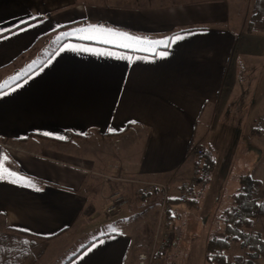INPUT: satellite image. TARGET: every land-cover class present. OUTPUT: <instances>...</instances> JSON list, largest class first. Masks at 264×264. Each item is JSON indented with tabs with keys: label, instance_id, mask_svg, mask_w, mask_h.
<instances>
[{
	"label": "crops",
	"instance_id": "0c3cea01",
	"mask_svg": "<svg viewBox=\"0 0 264 264\" xmlns=\"http://www.w3.org/2000/svg\"><path fill=\"white\" fill-rule=\"evenodd\" d=\"M253 2L0 0V157L25 178L0 179V242L28 239L55 259L98 231L60 264H136L161 216L159 192L145 185L167 183L173 246L204 233V259L209 233L225 236L217 216L232 206L241 176L259 180L264 202L256 150L264 110L250 94L263 82L264 28L247 29ZM177 33L190 34L168 47L148 43ZM61 45L80 50L41 67ZM251 117L259 119L245 142ZM82 142L96 149L77 153ZM195 145L212 150L214 166L203 187L183 195L203 165ZM227 163L224 175L218 166ZM114 191L128 203L106 214ZM255 213L238 230L262 243L229 239L227 260L264 264V215Z\"/></svg>",
	"mask_w": 264,
	"mask_h": 264
},
{
	"label": "rangeland",
	"instance_id": "374dc122",
	"mask_svg": "<svg viewBox=\"0 0 264 264\" xmlns=\"http://www.w3.org/2000/svg\"><path fill=\"white\" fill-rule=\"evenodd\" d=\"M257 27L264 28V15L260 18V21L256 23ZM255 25V26H256ZM254 26V27H255ZM45 52L44 54H46ZM264 62V60H263ZM262 83L257 87L256 93L254 92V89L256 87H253L250 94L252 95V101H256L257 105L261 107V110H264V77L262 79ZM249 88V87H247ZM262 89V92H261ZM259 90V91H258ZM260 107L258 109H260ZM255 118V119H254ZM259 117H251L249 120V124L247 125V131L245 130V133L243 135V141L247 142L248 140V134L250 133L251 126L255 127L254 122H258ZM252 121V122H251ZM250 124H252L250 126ZM256 124V123H255ZM263 128V126H262ZM221 136L227 137V135H217V137H220V140L223 142L224 140L221 139ZM228 139V144L231 143L232 139ZM226 139V140H227ZM219 140V141H220ZM253 144V142H251ZM96 149V146L89 143H79V147L75 148V151L78 153H92ZM256 150L258 154V162H257V168H261V170H264V142L261 140H258V143L256 145ZM206 151L210 153V157L214 161V155L212 154L211 149H207ZM230 157V155H226V158ZM226 160V159H225ZM225 162V161H224ZM228 163L219 165L221 171H224V175L228 172L227 169ZM260 170V171H261ZM212 172L209 175V178L211 177ZM221 176V174H218ZM210 180V179H208ZM143 206H145L143 204ZM170 207L172 211L176 209V206L174 204H170ZM140 210V209H139ZM159 212H157L158 216ZM162 227V226H161ZM171 231L175 235L177 239V227L176 224H171L170 226ZM156 228L152 231L153 233L149 238L147 239V243L151 240L153 234L156 232ZM98 231H85L83 232L76 240L74 245H72L69 249H66L62 254L57 256L55 259H49L50 256L47 254V256H43V258L40 256V252H37L38 247L35 245V243H31L28 241V239L24 238H10V239H3L0 242V264H60L61 260L67 257V254L71 252L73 249H77L79 244L84 242L87 238L93 236ZM190 233V230L188 231ZM187 232V234H188ZM195 232V231H193ZM191 232L190 236L185 235L183 237L188 238V240H185L181 238L179 244L177 246H173L171 249H169L164 256L161 258V264H206L205 258L201 256V247L203 239V235L200 237L199 234H195ZM2 231L0 232V239L2 238ZM200 237V238H199ZM201 244V245H200ZM171 250V251H170Z\"/></svg>",
	"mask_w": 264,
	"mask_h": 264
},
{
	"label": "trees",
	"instance_id": "16d2710c",
	"mask_svg": "<svg viewBox=\"0 0 264 264\" xmlns=\"http://www.w3.org/2000/svg\"><path fill=\"white\" fill-rule=\"evenodd\" d=\"M264 15V0H254L252 6V14L247 24V29L252 31L256 23L260 21V18ZM203 159V165L199 169L197 166V174L199 175V185L203 187L213 169L214 161L210 157V153L204 150V153L198 156ZM194 188V187H193ZM259 188V180L253 179L249 175H243L240 177V187L237 193L233 196V204L231 207L225 209L223 213L217 216V219L221 220L224 224V235H217L215 232H210L205 246V262L206 264H219L226 259L224 250L227 249L228 240L242 238L243 242H256L261 244L262 242L258 237L254 235H244L238 228L240 226H250L252 219L257 213L264 215V202L257 201V189ZM192 190V189H191ZM183 190H181L182 194ZM184 200V202H190L188 198L180 197L178 201ZM172 201L168 199V204ZM171 216V215H170ZM172 217V216H171ZM160 258V257H159ZM161 259V258H160ZM234 260H240L244 264H250L238 257Z\"/></svg>",
	"mask_w": 264,
	"mask_h": 264
},
{
	"label": "built area",
	"instance_id": "2783aa9c",
	"mask_svg": "<svg viewBox=\"0 0 264 264\" xmlns=\"http://www.w3.org/2000/svg\"><path fill=\"white\" fill-rule=\"evenodd\" d=\"M193 152L196 156L204 153V148L195 145ZM199 183V175L196 173L192 178L182 185L183 195H187L193 187ZM146 188L156 189L159 192V202L161 207L160 221L157 225L156 232L147 244L140 243L141 251L138 253L136 264H161L162 256L173 246L174 234L171 231V223L167 219L171 208L168 204V184L151 183L145 185ZM128 203V199L118 191L111 192L108 196V203L105 208L106 214H116ZM162 226V227H161ZM160 257V258H159ZM219 264H244L240 260H225Z\"/></svg>",
	"mask_w": 264,
	"mask_h": 264
},
{
	"label": "snow or ice",
	"instance_id": "6c2138e0",
	"mask_svg": "<svg viewBox=\"0 0 264 264\" xmlns=\"http://www.w3.org/2000/svg\"><path fill=\"white\" fill-rule=\"evenodd\" d=\"M33 19H35V17H33ZM91 28H97V27H100V26H90ZM78 31H84V29H79ZM190 34V33H188ZM188 34H185V33H177L173 36H170V37H165L164 39L162 40H157V41H148V43H150L151 45H161V46H164V47H168L170 44H173V43H176L182 39L185 38L186 35ZM65 36H71L73 35V33H65L64 34ZM126 35V34H125ZM61 37H57V40H60ZM133 39H136V40H140L141 38H133ZM67 50H80V49H74L71 45H61V47L59 49H57L55 52L52 53L51 56L48 57V59L46 61L43 62V64L41 65V67L43 66H46L48 64H50L53 59L55 58V56L59 55L61 52L63 51H67ZM161 55H167V53H161ZM30 69H32V66H29ZM6 157H0V179H4L5 176H4V173L7 172V174L9 176H12V177H16V179H14L12 182L13 183H17L18 181H22L24 180L25 178L24 177H20L17 175V173L15 172H10L8 171L7 169H5L4 167V161H5ZM28 185H31L32 187H35L34 184H32L31 181H27L26 182ZM37 191H39V189L37 188L36 189ZM111 227V226H110ZM116 229H112V231H115ZM91 248L88 249V251H90ZM87 254V253H85Z\"/></svg>",
	"mask_w": 264,
	"mask_h": 264
}]
</instances>
